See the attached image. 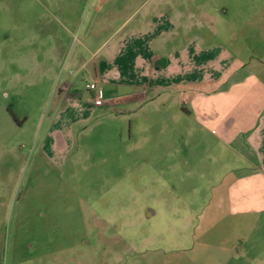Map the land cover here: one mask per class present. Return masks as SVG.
I'll use <instances>...</instances> for the list:
<instances>
[{
    "label": "rangeland",
    "instance_id": "1",
    "mask_svg": "<svg viewBox=\"0 0 264 264\" xmlns=\"http://www.w3.org/2000/svg\"><path fill=\"white\" fill-rule=\"evenodd\" d=\"M213 1L219 25L243 18L240 32H264V0ZM72 4L0 0V264H245L247 245H232L240 219L216 197L237 157L213 133L158 102L53 123L75 71L55 51L68 62L83 35L58 10ZM244 45L251 56L264 41ZM87 82L82 72L75 87ZM251 239L264 254V230Z\"/></svg>",
    "mask_w": 264,
    "mask_h": 264
},
{
    "label": "crops",
    "instance_id": "2",
    "mask_svg": "<svg viewBox=\"0 0 264 264\" xmlns=\"http://www.w3.org/2000/svg\"><path fill=\"white\" fill-rule=\"evenodd\" d=\"M74 3L58 9L67 21L79 23L83 35L78 48L69 47L68 62L55 51L60 69L75 71L60 80L61 106L53 123L61 116V128L67 130L118 103H129L130 112L157 102L163 108L174 105L176 117L192 118L195 127L213 133L237 157L223 170V192L216 197L230 217L240 219L243 234L232 245H247L243 262L264 264L251 239L264 230V48L250 56L242 47L251 38L263 42L264 32H240L249 24L243 18L240 27L224 17L219 25L213 0ZM80 51L89 56L78 61ZM82 72L100 87L101 106L86 103L87 92L75 87ZM62 85L80 91V97L63 102Z\"/></svg>",
    "mask_w": 264,
    "mask_h": 264
},
{
    "label": "built area",
    "instance_id": "3",
    "mask_svg": "<svg viewBox=\"0 0 264 264\" xmlns=\"http://www.w3.org/2000/svg\"><path fill=\"white\" fill-rule=\"evenodd\" d=\"M84 87L87 92V95L84 98L85 102L93 107L101 106L103 104V94L98 84L91 81L86 83ZM67 90L68 87L66 85H62L59 89L62 94H64Z\"/></svg>",
    "mask_w": 264,
    "mask_h": 264
},
{
    "label": "trees",
    "instance_id": "4",
    "mask_svg": "<svg viewBox=\"0 0 264 264\" xmlns=\"http://www.w3.org/2000/svg\"><path fill=\"white\" fill-rule=\"evenodd\" d=\"M80 97V91L72 90V88L68 87V90L64 93L62 101H66L67 99H74Z\"/></svg>",
    "mask_w": 264,
    "mask_h": 264
}]
</instances>
